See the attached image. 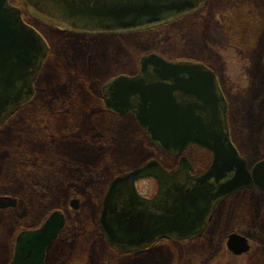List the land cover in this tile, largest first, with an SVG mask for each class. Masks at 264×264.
Wrapping results in <instances>:
<instances>
[{
	"label": "rangeland",
	"instance_id": "374dc122",
	"mask_svg": "<svg viewBox=\"0 0 264 264\" xmlns=\"http://www.w3.org/2000/svg\"><path fill=\"white\" fill-rule=\"evenodd\" d=\"M10 2L45 36L50 52L35 97L0 127V196L15 201L0 208V264L12 258L21 230L41 225L58 208L67 224L45 264H264V194L256 187L245 192L247 204L240 205V195L219 204L200 239L154 245L149 254L115 252L98 222L115 176L150 159L167 168L178 163L149 141L133 116L110 112L100 95L109 78L134 74L150 52L216 69L229 95L235 144L252 165L264 158V0H210L195 13L112 36L75 33L24 0ZM183 153L195 171L212 159L194 144ZM137 185L143 194L157 190L151 177ZM72 199H78L77 209L70 206ZM233 232L250 237L249 254L230 253Z\"/></svg>",
	"mask_w": 264,
	"mask_h": 264
},
{
	"label": "water",
	"instance_id": "95a60500",
	"mask_svg": "<svg viewBox=\"0 0 264 264\" xmlns=\"http://www.w3.org/2000/svg\"><path fill=\"white\" fill-rule=\"evenodd\" d=\"M30 7L69 27L90 32L143 28L192 11L205 0H24ZM49 52L43 35L27 23L22 9L0 0V125L35 94V82ZM105 105L119 115L134 114L150 142L180 156L175 169L157 159L109 183L102 200L99 225L113 246L129 251L162 238L187 239L202 233L218 201L258 186L264 191V160L252 169L234 145L228 123V102L216 73L191 60H170L156 52L144 55L139 72L120 74L102 89ZM195 144L212 154L210 166L192 175L182 153ZM154 177L152 198L140 194L137 180ZM0 196V208L14 203ZM70 206L77 209L78 199ZM66 224L54 210L37 227L16 237L7 264H45L49 245ZM227 246L235 254L249 250L248 239L236 232Z\"/></svg>",
	"mask_w": 264,
	"mask_h": 264
},
{
	"label": "flooded vegetation",
	"instance_id": "af4514ba",
	"mask_svg": "<svg viewBox=\"0 0 264 264\" xmlns=\"http://www.w3.org/2000/svg\"><path fill=\"white\" fill-rule=\"evenodd\" d=\"M207 1H210V0H205V1H204L203 3H201V4L199 5V7H197L196 9L192 10L191 12L181 14V15H179V16H177V17H182V16H184V15H187V14H190V13H195V12H197L200 8H202V7L207 3ZM255 6H256V5H255ZM259 12H260V14H261V11H259ZM260 14H259V15H260ZM177 17H176V18H177ZM167 21H169V20H167ZM167 21H166V22H167ZM159 25H160V24H159ZM74 32H77V33L80 32V33H85V34H89V35H97V33H94V32H88V31H74ZM112 34H117V33H112ZM100 35H102V34H100ZM191 61H194V60H191ZM196 62H201V63L205 64L207 67L211 68V69L216 73V75H217V78H218V81H219V84H220L221 90H222V92H223V94H224V97L226 98V100H227V102H228V123H229L230 136H231V139H232L234 145L238 148V146L235 144V142H234V140H233L232 132H231V124H230V117H229V110H230V104H229V98H228L229 95L226 94V92L224 91V89H223V87H222V85H221V83H220V76H219L218 72L216 71V69H214L213 67H211L210 65H208L206 62H202V61H196ZM260 64H261L262 71L264 72V51H263V57H262V60H261V63H260ZM139 66H140V62H139ZM139 66H138V67H139ZM138 72H139V70L136 71L134 74H137ZM134 74H132V75H134ZM118 75H119V74H118ZM113 77H114V76H113ZM111 78H112V77H111ZM111 78H109L108 80H110ZM108 80H107V81H108ZM107 81H106V82H107ZM106 82H105V83L103 84V86H101V88H100V90H101V91H100V95H101V97H102V89H103L104 85L106 84ZM102 99H103V97H102ZM108 110H109L110 112L116 114L115 112L111 111L110 109H108ZM130 116H133V117H134L133 114H130ZM239 151H240V150H239ZM240 153H241V152H240ZM211 155H212V154H211ZM174 157H175V156H174ZM261 160H264V158L262 157V158L259 159L258 161H261ZM211 161H212V159H211ZM247 161H248V160H247ZM258 161H257V162H258ZM210 163H211V162H210ZM178 164H179V160H178V163H177L174 167L167 168V167H165L164 165H163V166H164L166 169H168V170H172V169H175V168L178 166ZM209 165H210V164H209ZM248 167H249L250 170H251L252 167H253V165L250 164V163L248 162ZM207 168H208V166H207ZM207 168H206V169H207ZM206 169H204V170H206ZM204 170H202V171H195V170H193V167H192L191 174H192V175H195V174H198V173L203 172ZM254 187H256V189H257L258 191H260V196H262V195L264 194V191L261 190L258 186H254ZM247 190H248V189L237 191V192L231 194L230 196H228V197H226V198H224V199L218 201V203L216 204V206H215L213 212L211 213V215H210V217H209L207 227H206L205 230H204L202 233H200L199 235L194 236V237H192V238H187V239H177V238H169V239H165V238H162V239H160V240H157L156 242H158V241H165V240H172V241H177V242H181V243H183V242H187V241H193V240H195V239H200V238L206 233V231L208 230L209 225L211 224L212 217H213L214 213L216 212L218 205L221 204V203L227 202L229 199H231L233 196H236V195H240V199H239L240 205H242V204H247V203H246V193H245ZM249 190H250V189H249ZM139 191H140V190H139ZM142 195L145 196V197H147V198H149V199L152 198V197L154 196V194H153V195H149V194H143V193H142ZM242 195H244V196L242 197ZM241 200H243V201H241ZM260 217L262 218V215H261ZM263 220H264V219H263ZM236 233H237V232H236ZM230 234H231V233L228 234V237H229ZM238 234H240V235H242V236H245V237L248 239V244H249V246H250V247H249V250H248L247 252H244V253L239 254V255L249 254V253L251 252L252 248H253V244H252V242H251L250 237L247 236V235H245V234H241V233H238ZM156 242H154V243H152V244H150V245H148V246H145V247H143V248H140V249H137V250H131V251H123V250H120V249H118V248H115V247H114V248H115L116 250L122 252V253H133V252L142 251V250L145 251V249H148L151 245L155 244ZM51 245H52V244H51ZM51 245H50V246H51ZM230 253L233 254V255H237V254H234L233 252H230Z\"/></svg>",
	"mask_w": 264,
	"mask_h": 264
},
{
	"label": "trees",
	"instance_id": "16d2710c",
	"mask_svg": "<svg viewBox=\"0 0 264 264\" xmlns=\"http://www.w3.org/2000/svg\"><path fill=\"white\" fill-rule=\"evenodd\" d=\"M74 32V31H73ZM75 33H77V32H75ZM78 34H81V35H84V36H86V35H89V34H85V33H80V32H78ZM97 35H100V34H97ZM102 35H105V36H107V34H102ZM111 36L113 35V34H110ZM165 241H167L168 243H164L163 241H158V242H156L155 244H153V245H151L148 249H145V254H149V252H148V250L149 249H151L154 245H156V246H158V244H161V245H171V247H175V246H179L180 244H181V242H177V241H172V240H165ZM171 247H169V248H171ZM113 249V248H112ZM179 249H180V247H179ZM115 252H119V253H121V254H124V255H127V254H132V253H122V252H120V251H117L115 248L113 249ZM143 251V250H142ZM152 251V250H151ZM150 251V252H151ZM137 252H139V251H137ZM146 252H148V253H146ZM180 252H181V250H180ZM133 253H135V252H133Z\"/></svg>",
	"mask_w": 264,
	"mask_h": 264
}]
</instances>
